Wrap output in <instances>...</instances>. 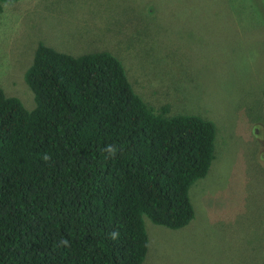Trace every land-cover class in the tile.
Segmentation results:
<instances>
[{
	"label": "trees",
	"instance_id": "obj_1",
	"mask_svg": "<svg viewBox=\"0 0 264 264\" xmlns=\"http://www.w3.org/2000/svg\"><path fill=\"white\" fill-rule=\"evenodd\" d=\"M19 1L0 0V16ZM25 81L33 110L0 87V264H143L144 217L171 230L193 221L212 121L154 109L108 52L41 43Z\"/></svg>",
	"mask_w": 264,
	"mask_h": 264
},
{
	"label": "rangeland",
	"instance_id": "obj_2",
	"mask_svg": "<svg viewBox=\"0 0 264 264\" xmlns=\"http://www.w3.org/2000/svg\"><path fill=\"white\" fill-rule=\"evenodd\" d=\"M108 52L156 110L216 126L215 160L179 230L144 217L143 264H264V0H21L0 16V87L36 107L25 81L39 44Z\"/></svg>",
	"mask_w": 264,
	"mask_h": 264
},
{
	"label": "clouds",
	"instance_id": "obj_3",
	"mask_svg": "<svg viewBox=\"0 0 264 264\" xmlns=\"http://www.w3.org/2000/svg\"><path fill=\"white\" fill-rule=\"evenodd\" d=\"M108 151H109L110 153H113V152H114V150H113L111 147L108 149ZM115 235H116V234H113V238H115ZM64 243H67V242L65 241Z\"/></svg>",
	"mask_w": 264,
	"mask_h": 264
},
{
	"label": "crops",
	"instance_id": "obj_4",
	"mask_svg": "<svg viewBox=\"0 0 264 264\" xmlns=\"http://www.w3.org/2000/svg\"><path fill=\"white\" fill-rule=\"evenodd\" d=\"M186 228V227H185Z\"/></svg>",
	"mask_w": 264,
	"mask_h": 264
}]
</instances>
